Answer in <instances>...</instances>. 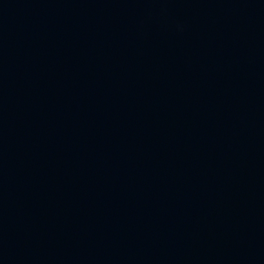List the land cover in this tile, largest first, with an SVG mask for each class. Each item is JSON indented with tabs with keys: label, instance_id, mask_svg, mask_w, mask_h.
Listing matches in <instances>:
<instances>
[{
	"label": "water",
	"instance_id": "water-1",
	"mask_svg": "<svg viewBox=\"0 0 264 264\" xmlns=\"http://www.w3.org/2000/svg\"><path fill=\"white\" fill-rule=\"evenodd\" d=\"M0 264H264V0H0Z\"/></svg>",
	"mask_w": 264,
	"mask_h": 264
}]
</instances>
